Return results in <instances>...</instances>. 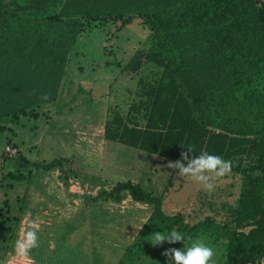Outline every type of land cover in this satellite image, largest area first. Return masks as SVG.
<instances>
[{
    "label": "trees",
    "instance_id": "obj_1",
    "mask_svg": "<svg viewBox=\"0 0 264 264\" xmlns=\"http://www.w3.org/2000/svg\"><path fill=\"white\" fill-rule=\"evenodd\" d=\"M136 19L156 49L139 50L124 70L136 74L153 63L162 72L145 85L141 104L107 120L105 140L172 162L188 146L196 156L206 149L232 162L241 190L231 222L207 217L192 226L164 210L173 176L160 196L128 180L91 201L121 202L128 193L152 208L140 238L173 228L185 242L206 234L226 243V264H263L264 0H0V131L15 133L6 121L37 119L57 101L73 49L89 31L111 24L120 32ZM18 158L32 169L60 170L66 183L72 175L64 158ZM10 210L9 202L0 209Z\"/></svg>",
    "mask_w": 264,
    "mask_h": 264
},
{
    "label": "rangeland",
    "instance_id": "obj_2",
    "mask_svg": "<svg viewBox=\"0 0 264 264\" xmlns=\"http://www.w3.org/2000/svg\"><path fill=\"white\" fill-rule=\"evenodd\" d=\"M154 49L142 20L120 32L111 24L95 27L74 47L57 101L42 106L37 119L5 122L15 133L0 131V209L6 202L11 206L9 213L0 211V264H170L164 251L183 249L192 241L154 245L151 235L140 238L152 212L149 205L134 202L128 193L121 202L91 201L122 181L133 180L160 196L173 176L164 200L168 215H183L189 226L207 217L232 221L242 174L231 170L208 192L167 167L172 161L104 139L106 118L115 113L126 116L146 99L145 85L159 78L162 69L153 63L136 74L124 70L139 50ZM7 146L31 161L63 157L72 173L68 183L60 170L32 169L18 156L7 157ZM8 172H21L26 179L13 180ZM9 215L14 219L6 221ZM32 220L40 224L39 246L20 259L15 256V242L22 223L27 228ZM197 238L214 249L215 264H226L224 241L214 243L206 234Z\"/></svg>",
    "mask_w": 264,
    "mask_h": 264
},
{
    "label": "clouds",
    "instance_id": "obj_3",
    "mask_svg": "<svg viewBox=\"0 0 264 264\" xmlns=\"http://www.w3.org/2000/svg\"><path fill=\"white\" fill-rule=\"evenodd\" d=\"M46 99V97H44ZM188 151L181 153V160L169 162L167 167L178 170L177 175L183 178H189L200 184L205 191L212 192L215 189L214 181L226 176L232 170V162L225 160L222 156L211 154L206 149L201 150L196 156L192 146L187 147ZM193 153V155H189ZM40 224L32 220L27 228L21 227L19 238L15 242V256L20 259H26L33 248L39 246L38 232ZM151 242L154 245H161L167 241L170 244L184 242L185 234L177 231L175 228L168 232H154L151 235ZM192 242L185 245L183 249L169 248L163 255L169 258L171 264H215L213 257L214 249L202 239H192Z\"/></svg>",
    "mask_w": 264,
    "mask_h": 264
},
{
    "label": "built area",
    "instance_id": "obj_4",
    "mask_svg": "<svg viewBox=\"0 0 264 264\" xmlns=\"http://www.w3.org/2000/svg\"><path fill=\"white\" fill-rule=\"evenodd\" d=\"M20 151L14 146H7L5 149V155L9 158H16Z\"/></svg>",
    "mask_w": 264,
    "mask_h": 264
},
{
    "label": "crops",
    "instance_id": "obj_5",
    "mask_svg": "<svg viewBox=\"0 0 264 264\" xmlns=\"http://www.w3.org/2000/svg\"><path fill=\"white\" fill-rule=\"evenodd\" d=\"M57 115L56 116H53L52 115V118H53V120H55V119H57ZM60 117V116H59ZM109 118H106V121H105V124H106V122H107V120H108ZM105 124H104V130H105ZM11 127V126H10ZM12 128V127H11ZM14 130V129H13ZM105 139V138H104ZM113 143H115V142H113ZM120 145H122V144H120ZM134 149V148H133ZM21 150V149H20ZM138 150V149H137ZM60 158H63V157H60ZM131 181H133V180H131ZM135 182V181H134ZM263 264H264V261H263Z\"/></svg>",
    "mask_w": 264,
    "mask_h": 264
}]
</instances>
